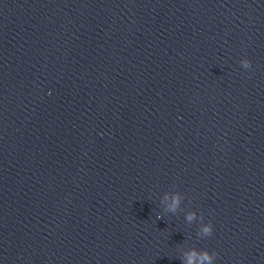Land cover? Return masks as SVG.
I'll use <instances>...</instances> for the list:
<instances>
[{"label":"water","instance_id":"1","mask_svg":"<svg viewBox=\"0 0 264 264\" xmlns=\"http://www.w3.org/2000/svg\"><path fill=\"white\" fill-rule=\"evenodd\" d=\"M193 247L264 264V0H0V264Z\"/></svg>","mask_w":264,"mask_h":264},{"label":"clouds","instance_id":"2","mask_svg":"<svg viewBox=\"0 0 264 264\" xmlns=\"http://www.w3.org/2000/svg\"><path fill=\"white\" fill-rule=\"evenodd\" d=\"M241 67L245 70L252 67V62L247 57L242 58L239 61ZM180 203L179 194L173 195L171 203L167 205V210L175 212ZM163 216H157V219L162 218ZM196 218L194 212H189L186 215L188 221H192ZM199 219L203 221V214L201 213ZM213 234V224L211 221L203 222L201 227L197 231V237L204 238L210 237ZM218 253L215 250L211 252L207 249H197L196 247L191 248L186 254V259L183 257L182 264H214V260L217 257Z\"/></svg>","mask_w":264,"mask_h":264}]
</instances>
